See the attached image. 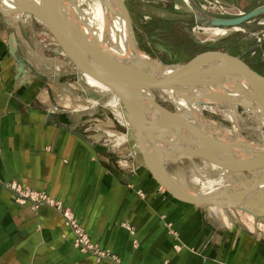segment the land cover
<instances>
[{
	"label": "crops",
	"instance_id": "1",
	"mask_svg": "<svg viewBox=\"0 0 264 264\" xmlns=\"http://www.w3.org/2000/svg\"><path fill=\"white\" fill-rule=\"evenodd\" d=\"M6 29L3 18L0 264H264L259 240L238 223L224 227L213 207L171 197L137 167L125 176L109 167L83 129L42 101L36 78H14ZM13 179L70 207L90 240L116 259L97 260L75 247L71 228L53 205L14 201L7 186Z\"/></svg>",
	"mask_w": 264,
	"mask_h": 264
},
{
	"label": "rangeland",
	"instance_id": "2",
	"mask_svg": "<svg viewBox=\"0 0 264 264\" xmlns=\"http://www.w3.org/2000/svg\"><path fill=\"white\" fill-rule=\"evenodd\" d=\"M77 2L79 9H87L86 2ZM262 2L264 0H123L134 46L140 53L165 64L210 60L209 64L213 67H221L219 63L236 58L264 79V13L234 26H211L207 23L210 16L237 15ZM12 10L13 7L0 3V20L3 19L2 12L10 16L11 26H7L6 30H14L19 52L35 73L42 101L54 105L61 116L65 114L70 117L69 122L72 126L75 122V129H83L84 136L96 145L101 159L109 167L119 170L124 176L136 167L139 172L150 174L135 146L125 111L113 92L89 86L88 78L79 72L66 47L41 21L27 12L11 15ZM222 69L231 71L233 65H224ZM154 97L166 108L176 110L174 102L165 98L162 92L154 90ZM198 103L196 107L200 108L204 117L216 120L228 132L235 130L244 139L264 143V127L250 112L237 107L235 119L231 121L225 106L217 104L216 109H212L202 100ZM188 121L196 123L195 120ZM119 136L124 140L118 141ZM178 163L182 165L172 172L180 175L178 179L198 189L203 190L204 183L211 176L218 178L221 175L217 168L210 172L207 165L210 162L199 157H194L192 161L178 158ZM255 180L261 181L260 178ZM260 186L264 193V181L260 182ZM24 187L29 189L30 194L37 191L47 193L43 189ZM12 189L13 199L17 202L21 198L17 196L18 189ZM159 190L165 191L162 187ZM23 200L17 203L29 201ZM29 202L32 207L40 203L31 199ZM261 203L246 202L258 213H262L264 208V201ZM213 210L215 214L219 213L220 223L224 227L238 223L259 240L264 250V242L259 239H264V218L239 208L226 207L222 210L213 207ZM167 230L175 234L173 229ZM87 238L90 240L88 235Z\"/></svg>",
	"mask_w": 264,
	"mask_h": 264
},
{
	"label": "water",
	"instance_id": "3",
	"mask_svg": "<svg viewBox=\"0 0 264 264\" xmlns=\"http://www.w3.org/2000/svg\"><path fill=\"white\" fill-rule=\"evenodd\" d=\"M45 1L42 0V5L38 4V7L22 2V7H14L12 11L27 12L41 21L66 47L80 73L83 72V67L76 60L75 54L90 64L93 75L107 85L117 101L121 103L133 132L135 146L151 177L160 187L171 197L180 201L199 206H219L222 210L226 207L239 208L256 217L264 218V210L258 213L254 207L248 206L246 201L236 197L237 194L242 193H259L262 188L260 182L264 181V151L246 150L250 146L258 147V144H252L254 142L251 141L250 143L249 141L238 143L220 140L216 137L200 136L197 141H186L190 146L184 147L183 138L175 133H178L177 125L185 123L186 126L188 124L183 119L185 115L180 111L166 108L154 97V90L160 92L170 90L178 96H188L194 92L196 86L206 85L211 87V91L203 92V94L213 98V102H218L220 105L234 104L258 119V112L264 113V79L261 76L249 70L236 58L219 63L221 67H213L209 64L210 60L165 64L148 57L134 46L132 28L126 16L123 0H111L114 4H111L109 0H101L103 12H105L104 22L106 20L105 26L103 25L104 29L107 27L109 15H117L124 22L127 50L125 54L117 55L108 49L101 48L100 44L90 41L75 30L71 24L72 20L66 17L62 10L61 0H55L56 6L53 13L46 7ZM261 13H264V2L237 15L210 16L207 23L211 26H234ZM2 15L7 26H11L10 16L3 12ZM54 16L56 18H53ZM6 50L14 62V78L19 77L20 81L30 77L36 78L30 65L19 53L18 41L13 29L6 33ZM103 61L110 64L115 72L108 71ZM228 64L233 65V70L222 69ZM227 84L231 86H226ZM214 87L216 89H213ZM152 112L174 124L164 120L158 121V118H154L155 121L146 122L144 117L146 118ZM207 147L211 149V152L207 150ZM214 155L225 158L233 168L251 174L252 179L235 186H220L202 190L178 179L180 175L166 170L162 163L164 158L167 160L186 158L192 161L194 157H199L214 161L212 157ZM258 178L261 181L255 180ZM253 180L255 182H252ZM259 239L264 242L263 238L259 237Z\"/></svg>",
	"mask_w": 264,
	"mask_h": 264
},
{
	"label": "bare ground",
	"instance_id": "4",
	"mask_svg": "<svg viewBox=\"0 0 264 264\" xmlns=\"http://www.w3.org/2000/svg\"><path fill=\"white\" fill-rule=\"evenodd\" d=\"M61 1H62V10L64 14L66 15V17L72 20L71 22L72 27L75 28V30H77L78 32H80L83 35V37L88 38L90 41L97 42L98 44L101 45V48L108 49L117 55L121 56L126 53L127 34L124 28V22L122 18L118 17L117 15H114V14L109 15V18L107 21V27L104 29L103 25L105 24L106 20L104 22L105 12H103L101 0H61ZM77 1L86 2L87 9L85 10L79 9L76 5V3H78ZM109 1L111 2V0ZM22 2L24 4L27 3L28 5L37 6V7L39 6L38 4L42 5V0L40 1L39 0H0V3H2L3 6L13 7V8L22 7L23 5ZM111 4H114V3L111 2ZM45 5L48 9H50L49 11L51 13L54 12V9L56 6L55 0H46ZM12 12L13 13L11 15L17 16L18 12H14V11ZM53 18H56V17L54 16ZM74 56L76 60L80 63V65L83 67L82 75L88 78L89 86H94V87L98 86L100 90L110 91L107 85L100 82L93 75L92 67L90 66L89 63H87L78 54H75ZM103 64L108 69V71H110L111 73L115 72V69L110 64H108L105 61H103ZM229 85L231 86V84H227L226 86H229ZM213 89H216V88L214 87ZM210 91H211V87H208L206 85L196 86L194 88V92L188 94V96H182V95L178 96L177 94H175L174 92L170 90L162 91L165 98L169 99V101L171 100L172 102H174L175 107H176L175 109L177 111L182 112L186 116V118L185 116L183 117L185 121H188V119L196 121V123L188 121V124L190 126L188 124H186L185 126V123H182L179 126L177 125L178 133H175V134H178V137L180 136L183 138L182 142L184 144V147L190 146V144L187 142H190L193 140L197 141V139L200 136H206L209 138L216 137V138H219L220 140L222 139V140L234 141L238 143H244L245 141L246 142L249 141L247 139H244V137L241 136L239 132L235 130L228 132L227 130L222 128V126L218 122H214L213 120L206 119L205 117L202 116V114L200 113V108L196 107L199 104L198 103L199 100L200 101L202 100L203 103L211 106L212 109H216V106L218 104V102H213L214 100L213 98L207 97L206 95L203 94V92H210ZM198 96L200 98H198ZM221 105L225 106V111L227 112V116L229 117V119L231 121L232 120L234 121L235 115L237 114V109H236L237 106H235L234 104H230V103L228 104L224 103ZM263 114L264 113L262 111H259L257 120L264 127ZM225 117H226V113H225ZM154 118L156 119L158 118V121L164 120L163 118H160L158 115H155L153 112L148 114L146 118L144 117L146 122L155 121ZM164 121L171 123L172 125L174 124L171 121H168V119H165ZM153 135H155V133ZM117 140L118 141L124 140V137L119 136ZM252 144H258V147L256 146L247 147L246 148L247 151L248 150L264 151V143L261 144V143L254 142ZM207 150L210 151L211 149L207 147ZM212 157L214 158V161H209L206 159H203V160L210 162V164H207L210 172L214 171L215 170L214 168H217V170L220 172L221 175L220 177L218 176V178H214L212 176L210 178L208 177L209 179L206 180V182L204 183L205 185L203 184L204 185V188L202 187L203 190H210V189H214L215 187H220V186H227V187L235 186L244 181L249 182V180L252 179L253 176L251 174H247L245 172H242L240 170L233 168L228 163V161L222 156L214 155ZM162 163H163V167L166 170H170V172L173 169L177 170L178 166L181 164V163L180 164L178 163V158L176 160H169V159L167 160L164 158ZM203 163L206 164L205 162ZM263 173H264V170H263ZM197 183H199V180L197 181ZM256 194L255 193L253 194L252 193H242V194H237L236 197L242 201H246L247 203L250 202V204H255L257 202L263 203L264 201L263 191L259 190V193H256ZM211 207H219V206H211Z\"/></svg>",
	"mask_w": 264,
	"mask_h": 264
},
{
	"label": "built area",
	"instance_id": "5",
	"mask_svg": "<svg viewBox=\"0 0 264 264\" xmlns=\"http://www.w3.org/2000/svg\"><path fill=\"white\" fill-rule=\"evenodd\" d=\"M7 186L9 189L13 190L12 188H17L18 192L17 196L21 197L19 201L17 202H22L24 201L23 199H27L30 201H38V202H45L48 204L53 205L55 208L60 206L58 208L62 213V216L64 217V222L67 224L73 234H74V239H73V244L80 250H89L91 251L97 260H99L101 257L104 256H109L108 251L105 248H99L96 243H93L87 238V233L84 231V229L78 224L76 217L73 215L72 211L67 207V206H61L60 202L56 199H54L52 196L45 194L44 191H37L35 193L30 194V191L28 188L22 186L19 184V182L14 181V180H9L7 182ZM24 188V189H23ZM67 210V212H66ZM65 211V212H64ZM169 223H166L168 225ZM169 229V228H168ZM113 259H116V257L112 254L110 255Z\"/></svg>",
	"mask_w": 264,
	"mask_h": 264
}]
</instances>
